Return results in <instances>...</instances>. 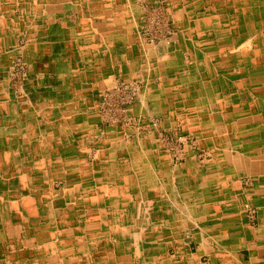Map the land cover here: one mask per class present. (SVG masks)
I'll return each instance as SVG.
<instances>
[{
    "label": "crops",
    "instance_id": "0c3cea01",
    "mask_svg": "<svg viewBox=\"0 0 264 264\" xmlns=\"http://www.w3.org/2000/svg\"><path fill=\"white\" fill-rule=\"evenodd\" d=\"M67 1L58 12L76 11V18H51L48 27L27 29L24 23L39 20V5L0 0L1 47L9 44L5 40L11 25L17 26L13 40L29 36L25 29L32 31V68L42 73L30 75L28 86L51 84L56 78L52 73L62 72L57 56L67 51L74 61L66 70L74 75L72 85L80 86L78 93L74 89L79 98L65 106V132L72 131L73 137L80 131L75 150L68 146L59 151L58 124L47 134H34L9 118L14 105L0 103L5 112L0 118V264H264V161L256 153L264 147V136L253 129L264 124L254 108V101L264 102V43L257 39L252 44L248 38V31L263 30L264 22L245 21L248 30L238 40L232 36L233 13L248 10L239 9L236 0L221 2L225 21L200 20L192 11H182L187 19L178 22L179 40L160 54L158 46L131 40V18L122 5L97 0L92 7H77ZM262 2L257 0L259 6ZM10 6L20 18L4 16ZM213 11L217 8L211 6ZM218 24L228 31L224 40L213 36ZM121 31L129 37L122 40ZM6 67L7 62L0 73L4 84ZM114 73L145 78L131 107L144 130L108 125L97 139L95 94L113 82ZM37 91L31 87L27 96L36 97ZM253 95L261 98L252 102ZM47 99L35 101L52 116L58 100ZM158 117L164 130L188 134L212 158L197 160L188 145L184 161L175 163L152 127ZM35 140L46 142L50 150L42 153L38 144L29 156L39 164L28 169L22 153ZM65 140L72 145V138ZM13 142L20 144L16 152L9 150ZM245 169L254 178L251 187L241 189L238 179ZM31 173L43 176L29 181ZM62 173L66 176L59 177ZM57 178L64 179L59 194L53 183ZM248 200L258 207L254 225L232 214ZM189 230L198 242L195 252L181 240Z\"/></svg>",
    "mask_w": 264,
    "mask_h": 264
},
{
    "label": "rangeland",
    "instance_id": "374dc122",
    "mask_svg": "<svg viewBox=\"0 0 264 264\" xmlns=\"http://www.w3.org/2000/svg\"><path fill=\"white\" fill-rule=\"evenodd\" d=\"M27 2H31L34 7H38L41 10V16L39 20H34V23L36 25H33L32 23H24L25 27L29 29L30 27H39L42 24V27H48V24H46V21L53 18L56 19L57 22L63 21L65 22V18L67 19L69 16H72L73 18H76L78 16L76 11H73L69 14H61L58 12L59 5L65 6L64 0H25ZM201 2L200 4H197L198 2ZM235 1V0H234ZM105 5L108 4H114L118 3L122 10H125L128 14V16L131 18V31H130V38L131 40H134L140 44H144V46H158L160 48V54L168 53L171 47L174 46L175 42L179 40V35L182 32V30L178 26V22L181 20H186L187 18H184V15L181 13L182 11H185V14H187V11L190 13L192 11L196 14V16L201 20V17H207L209 21L217 22L218 21H225L224 16V2L223 0H104L103 1ZM223 2V3H221ZM67 3L72 6L77 5V7L81 4L88 5L89 7H92L93 4H97V0H89L87 3L81 2V0H68ZM100 3V2H99ZM103 4V5H104ZM197 4V5H196ZM239 9L241 7H246L248 10L245 14L233 13L232 22L233 25L236 26L232 30V36L233 38H238V40H241V35H244L248 29H245V21L248 22H264V2H262L261 5L257 3V0H236L235 3ZM243 5V6H242ZM211 6L217 8V11H213V13L210 12ZM11 8V6H10ZM14 8V7H13ZM13 8H11L10 13L6 12L4 13V16H8L9 18H20L21 15L19 12H12ZM72 8V7H71ZM16 11H18L17 8H14ZM8 13V14H7ZM36 15V14H34ZM38 18L37 16H35ZM52 19V20H53ZM192 19V18H191ZM193 22V19L191 20ZM56 22V23H57ZM32 24V25H31ZM260 25V24H259ZM10 27V26H9ZM11 29L8 30L7 33H9V37L6 38L5 41H7L9 44L7 46L1 47L0 46V73H2L3 68L2 66L5 65V62H7V67L5 68L7 71V80L8 83L4 84L3 82H0V103H7L8 105H14V114L12 117H9L14 124H18L19 127L21 126V123H24L25 127H29L30 131L34 134H47L50 131V126H53L55 124H58L56 126L58 136V147L60 148L59 151L61 152L65 149H68V146H72L73 150L77 149L76 144L79 145V142H76V137H78L80 134V131L75 132V136L73 134L70 136L69 133L72 131H66L65 132V125L64 122H66V108L65 106L70 104L73 100L78 99L80 95H75V92H79V87L76 85L75 87L72 85L71 77L73 78V73L71 72V69L68 71L66 70V66L70 65L71 62H73V58L71 55H68L67 52L61 53L57 56L58 61L57 65L60 67V70H62L61 73L59 72H53L52 75L56 78H53V82L51 84H48L49 82H46V86L42 85V81L38 82L36 81L34 84L31 83V85L28 86V77L30 75L36 74V76H40L39 74L42 73L41 71H36L32 68L33 64V53H32V46L28 45V43L32 42V36H31V29L26 30L25 34H30L29 36H20L19 39L11 38L13 37V34H17V26L11 25ZM95 28H100L102 30V25H95ZM102 32V31H101ZM213 36L215 38H219L224 40V37L226 36V32H228L226 29H223V25L218 24L215 29L212 31ZM251 32V33H250ZM34 33V30H33ZM48 33V32H47ZM121 39L123 40L124 36L127 38L128 33L121 31L120 32ZM248 38L252 40V44L256 42L258 39V43H264V29L263 30H257L253 29L252 31L249 30ZM22 35V34H21ZM63 38V37H57V39ZM18 40V41H17ZM55 41V40H53ZM17 42V43H16ZM13 43V45H12ZM15 43V44H14ZM249 46V49L251 50L253 48V45ZM264 47V44H263ZM69 47H65L66 50H68ZM238 49V47H237ZM234 50L235 51H237ZM3 50V51H2ZM70 53V52H69ZM68 58V59H67ZM190 60V59H189ZM68 61V62H67ZM189 62V61H188ZM46 64H48L46 62ZM157 64L160 66L164 65V62L157 61ZM71 66V65H70ZM48 68V67H46ZM264 69V68H263ZM5 70V71H6ZM63 73L65 75V78H63ZM115 74V79L112 83H108L109 86L102 88V90L95 94V108H93L95 112H97V115L99 117V128L97 131V134L95 135L98 139L102 135V129H104L108 125H128L135 127L137 132H140L144 130V127H142L140 121L138 118H136L131 113V107L135 102L138 100L143 85L145 84V78L140 75L134 76V77H128L124 74L119 75ZM2 81L3 79L0 78ZM6 80V81H7ZM160 82V81H158ZM134 85V91H135V97L132 99V101H127V96L129 93V88L127 87L128 84ZM32 87H35L37 89L38 94L36 97H28L27 92ZM50 87V88H49ZM118 89V94L116 95V99L114 101V104L118 106L120 109L117 111L110 112V108L112 105L110 103H105V106L102 105V96L106 92H110L113 89ZM75 89V92H74ZM79 89V90H77ZM133 91L131 90V93ZM29 93V92H28ZM77 96V98H76ZM255 96V95H253ZM39 97L44 98L46 101L48 100V97H51L52 99H57L58 101H54L56 103L52 104V116L56 118V122H52V116H50L51 111H48L46 107L38 106L37 102L35 101V98L38 99ZM256 98L261 97H252V102ZM250 100V99H249ZM260 100H258L259 102ZM255 102V110L259 114L260 118H262L264 123V102ZM3 114L5 112L0 109V118H2ZM49 114V115H48ZM62 116V117H60ZM36 117V119H34ZM41 117V118H40ZM4 118V117H3ZM53 118V119H54ZM34 119V121H33ZM38 119V121H37ZM22 121V122H21ZM43 123V124H40ZM161 119L155 118L152 123V127L155 129V132L157 133L159 137V141L162 145V147H166L172 157L175 163H181L184 161L185 155L184 150L188 145H191L192 148L195 151V157L197 160L200 161H208L212 158V153L207 148H197L196 139L191 138L188 134H181V133H175L172 131H166L164 128L160 126ZM109 127V126H108ZM41 128V131H40ZM56 128H53V130ZM254 133L258 132V135L264 136V124L259 125V127H253ZM16 132V131H15ZM253 133V134H254ZM257 135V136H258ZM68 137L69 139H73L70 143L65 140V137ZM185 138L186 140L182 141L180 138ZM251 137H249L250 139ZM38 140V139H37ZM35 140V143L28 145V148L26 146L23 149V157L22 162L27 163L26 167L28 169L35 168L36 164H39L38 161L34 163L31 155V151L35 152L34 150L38 149V144H40L41 149L40 151L44 153L43 151H49L50 148L49 145L44 141H37ZM40 140V139H39ZM8 144V143H7ZM20 145V144H19ZM17 142L10 143L8 146L10 147L13 152H16L18 149ZM67 145V146H66ZM92 146L90 145V148ZM96 147V146H95ZM94 147V148H95ZM93 148V147H92ZM181 149V155L177 152V149ZM21 150V148H20ZM256 153L260 155V159L264 161V147L259 148L256 150ZM10 156V154H9ZM1 158V157H0ZM9 159V158H8ZM4 160H1L2 162ZM43 162V159L41 160ZM64 162V159H63ZM58 165V163H57ZM80 165V164H78ZM79 167V166H78ZM246 170V169H245ZM244 172V173H243ZM241 172L240 178L238 179V184L241 187V189H247L252 186L253 178L252 176L247 174V170ZM31 178L28 177V175H25V177H28V180H35V177L40 176L42 178V174H34L31 173ZM58 176L63 177L66 176L65 174H58ZM57 176V177H58ZM61 178H57L55 181H53L55 185L56 193L59 194V191L62 189V186L64 185L63 180H60ZM44 180V179H42ZM55 190H53L55 192ZM25 196V194H23ZM12 198L11 196H9ZM15 206L10 205V208ZM257 205L255 202H252L251 200L245 201L242 203L241 206L235 207V209H238V211H233V216H236L237 219H244L247 223L254 225L257 220ZM196 217V216H195ZM192 230H189L185 233L184 237L181 238L183 245L190 251L195 252L198 247V242L193 238ZM173 243H176L177 239H170ZM170 254L174 255V259L177 258V254L175 253V248H170ZM202 260V259H201ZM184 264V263H181Z\"/></svg>",
    "mask_w": 264,
    "mask_h": 264
},
{
    "label": "built area",
    "instance_id": "2783aa9c",
    "mask_svg": "<svg viewBox=\"0 0 264 264\" xmlns=\"http://www.w3.org/2000/svg\"><path fill=\"white\" fill-rule=\"evenodd\" d=\"M129 89V93H128V96H127V101H132V99H134V97H135V91H134V85H131L130 83L128 84V86H127ZM131 90L133 91L132 93H131ZM118 94V89L116 88H114L112 91H110L109 93L108 92H106V93H104L103 95H101L102 96V99H101V101H102V105L103 106H105V103H110L111 105H112V107L110 108V112H112V111H117V110H119L120 111V109L118 108V106L116 105V104H114V101H115V99L117 98L116 97V95ZM182 141L185 139V138H180ZM186 140H184V142H185ZM177 152L179 153V155H181V149L180 148H178L177 149Z\"/></svg>",
    "mask_w": 264,
    "mask_h": 264
}]
</instances>
